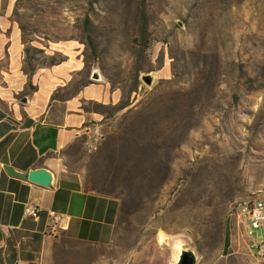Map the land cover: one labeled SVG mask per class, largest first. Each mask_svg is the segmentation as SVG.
<instances>
[{
    "label": "rangeland",
    "instance_id": "1",
    "mask_svg": "<svg viewBox=\"0 0 264 264\" xmlns=\"http://www.w3.org/2000/svg\"><path fill=\"white\" fill-rule=\"evenodd\" d=\"M11 16L34 63L67 52L81 79L97 61L114 94L97 148L74 147L88 186L120 201L111 256L151 252L163 230L198 261L229 236L264 264L248 239L264 221L247 235L240 205L264 198V0H15Z\"/></svg>",
    "mask_w": 264,
    "mask_h": 264
},
{
    "label": "crops",
    "instance_id": "2",
    "mask_svg": "<svg viewBox=\"0 0 264 264\" xmlns=\"http://www.w3.org/2000/svg\"><path fill=\"white\" fill-rule=\"evenodd\" d=\"M14 1L0 0V264H170L161 243L127 260L111 256L120 201L88 186L74 147L82 152L85 128L103 116L96 106L113 104L114 94L89 78L91 65L76 78L78 59L67 52L34 63L11 16ZM37 166L52 172L51 185L15 173ZM26 203L39 207L37 217L24 213ZM47 209L61 215L55 235L44 232ZM226 243L231 254L197 264H244L233 238Z\"/></svg>",
    "mask_w": 264,
    "mask_h": 264
},
{
    "label": "built area",
    "instance_id": "3",
    "mask_svg": "<svg viewBox=\"0 0 264 264\" xmlns=\"http://www.w3.org/2000/svg\"><path fill=\"white\" fill-rule=\"evenodd\" d=\"M103 125L100 121H93L88 124L84 131L83 145L86 151H92L97 148L103 138ZM241 214L247 223V235L253 234L263 225L264 221V198L252 196L242 199L240 202ZM26 215L37 217L40 209L36 205L26 203L23 207ZM47 222L44 227L46 234L55 235L60 228L61 215L54 209H47ZM250 248L255 252H261L264 242L257 238L249 237Z\"/></svg>",
    "mask_w": 264,
    "mask_h": 264
},
{
    "label": "water",
    "instance_id": "4",
    "mask_svg": "<svg viewBox=\"0 0 264 264\" xmlns=\"http://www.w3.org/2000/svg\"><path fill=\"white\" fill-rule=\"evenodd\" d=\"M89 78L93 80L105 79L97 61H93L91 64ZM140 78L146 84H151L154 80V74L151 72H143L140 74ZM15 173L34 182L46 185L52 184L53 174L44 166H37L30 168L27 171H17ZM157 240L159 243L164 244L167 247L169 251L168 262L170 264H197L200 253L190 235L187 233H167L163 230H159L157 233ZM262 252H264V246L262 247Z\"/></svg>",
    "mask_w": 264,
    "mask_h": 264
},
{
    "label": "trees",
    "instance_id": "5",
    "mask_svg": "<svg viewBox=\"0 0 264 264\" xmlns=\"http://www.w3.org/2000/svg\"><path fill=\"white\" fill-rule=\"evenodd\" d=\"M86 20H87V18H86ZM24 40V39H23ZM25 50H26V53H28V48L27 47H25ZM107 105V104H106ZM105 104H99V105H97L96 106V109L97 110H99L104 116H106V114H105V111L104 110H101L102 108H103V106L105 107L106 106ZM115 105V104H114ZM125 104H116L115 105V110H119V109H121L123 106H124ZM98 192H100V190L98 191ZM100 193H103V192H100ZM104 194H106V193H104ZM109 195V194H108Z\"/></svg>",
    "mask_w": 264,
    "mask_h": 264
}]
</instances>
